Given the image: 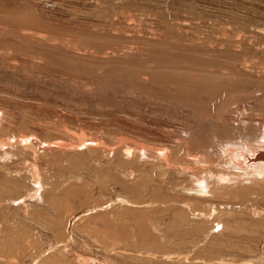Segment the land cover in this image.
<instances>
[{
  "label": "rangeland",
  "instance_id": "rangeland-1",
  "mask_svg": "<svg viewBox=\"0 0 264 264\" xmlns=\"http://www.w3.org/2000/svg\"><path fill=\"white\" fill-rule=\"evenodd\" d=\"M263 134L264 0H0V264H264V184H197Z\"/></svg>",
  "mask_w": 264,
  "mask_h": 264
},
{
  "label": "bare ground",
  "instance_id": "bare-ground-1",
  "mask_svg": "<svg viewBox=\"0 0 264 264\" xmlns=\"http://www.w3.org/2000/svg\"><path fill=\"white\" fill-rule=\"evenodd\" d=\"M222 132H225V129L224 128H222ZM264 135V134H263ZM260 136H258V138H259ZM263 138H264V136H262ZM242 138V137H241ZM247 139V138H246ZM260 139V138H259ZM259 139H258V141H259ZM248 140H252L251 138L250 139H248ZM255 140V139H254ZM254 140H252V141H249L251 144L253 143L254 144ZM256 141V140H255ZM258 141H257V143H258ZM263 141V140H262ZM261 141V142H262ZM236 142V141H235ZM243 142H247V141H245V139H243ZM261 142H259L260 144H261ZM256 143V142H255ZM248 144V148H249V146H250V144L249 143H247ZM246 143H245V145H247ZM220 145H222V144H220ZM243 145H244V143H243ZM242 145V142H241V144L239 145V143H238V145H236V143H234V141H228L227 142V144H224L223 143V145L222 146H220V148H219V150L218 151H221V155H223V157H221L220 156V158H218V160H217V156L215 157L216 159H212V160H210V162H209V165H208V168H209V170H208V174L205 176V177H203V178H199V179H197V184L199 185V187L201 188L200 190H199V192H204V193H209L208 191L210 190L208 187H207V181L208 180H213V179H215L217 182L216 183H221V184H224V181L223 180H225L226 178L229 180V182H231V181H235V180H237V181H235V182H233L234 183V185H235V183L236 182H238L240 185L239 186H242V188L241 189H243V187L245 186V184H255V185H257V184H264V144H262V145H260V146H256V145H254V146H256V147H253L252 149H250V151H249V149L247 148V147H245V146H243ZM219 147V146H218ZM217 147V148H218ZM252 147V146H251ZM250 147V148H251ZM217 148H214L215 150L217 149ZM241 148V149H240ZM247 150H246V149ZM234 149V150H233ZM236 149V150H235ZM237 149H239V150H237ZM214 151V150H213ZM218 151H216V152H214V153H217ZM231 153V155H228V153ZM208 155V154H207ZM217 155V154H216ZM3 156V155H2ZM20 156V155H19ZM215 156V155H214ZM218 157H219V155H218ZM20 159V158H19ZM12 165H14L13 163H12ZM0 167H2V168H5V172H1V170H0V176H2L3 174H4V176L7 178V179H3V180H8V181H10L11 179H13L14 177L13 176H11L10 177V174H11V168H12V166H10L9 164H6V162L5 163H2L1 161H0ZM14 167V166H13ZM214 168H218V170H220V171H217V173H215L214 171H213V169ZM18 171V170H17ZM207 173V172H206ZM13 177V178H12ZM235 178V180H232V179H234ZM14 179H16V178H14ZM17 181H18V179L17 180H13V182H15V183H17ZM211 182V181H210ZM223 182V183H222ZM228 182V181H227ZM226 182V183H227ZM228 182V183H229ZM233 183H230V184H233ZM210 184V183H209ZM208 184V185H209ZM220 184V185H221ZM198 185H197V187H198ZM226 185H228V184H226ZM238 186V185H237ZM198 187V188H199ZM235 187V186H234ZM246 188V187H245ZM209 189V190H208ZM250 189V188H249ZM190 191H192V189L190 188L189 189ZM257 191V190H256ZM193 192V191H192ZM194 194L196 193V192H193ZM211 193H213L214 194V191L213 192H211ZM197 194V193H196ZM199 194V193H198ZM22 196V195H21ZM204 196H208V195H204ZM22 198H24V197H17V198H15V199H13V201H17V200H19V199H22ZM25 200L24 199H22V202H24ZM22 202H19V203H22ZM220 205H222L221 203H220ZM21 209V208H20ZM261 209V208H260ZM13 212V211H12ZM18 212V211H17ZM25 212V211H24ZM19 213V212H18ZM201 213V216H205V213H203V212H200ZM4 214H6V213H4ZM9 214H12V213H10L9 212ZM15 214V213H14ZM39 214V213H38ZM13 215V214H12ZM17 215V214H16ZM16 215H13V217L14 216H16ZM9 216V215H8ZM18 216H19V214H18ZM16 217V218H19V217ZM11 217V216H10ZM12 217V218H13ZM5 218H6V216H5ZM6 220V219H5ZM12 220V219H11ZM16 220H18V219H16ZM20 220H23V218L22 219H20ZM14 221V220H13ZM3 222V221H2ZM1 222V223H2ZM14 222H16V224L14 223ZM14 222H11L12 224L14 223L15 225L14 226H18L20 223H18V221H14ZM22 222V221H21ZM0 223V224H1ZM21 227L23 226L22 224L20 225ZM219 226V225H218ZM12 227H13V225H12ZM1 228H2V226H1ZM14 228H17V230H19L20 229V227L18 226V227H14ZM14 228H13V231H14ZM19 228V229H18ZM24 229H25V227H23ZM35 228V227H34ZM28 230V229H27ZM27 230L25 231V233L27 232ZM16 231V230H15ZM14 231V232H15ZM20 231V230H19ZM19 231H18V233L17 234H14V235H16L14 238H16L17 236H19L18 234H20V233H22V231L19 233ZM17 232V231H16ZM15 232V233H16ZM1 234V233H0ZM4 234H6V233H4ZM10 235V234H9ZM2 236V235H1ZM6 236V235H5ZM21 236V238H22V236H23V234L22 235H20ZM9 237V236H8ZM24 237H26V236H24ZM38 237V236H37ZM2 238V240L5 242L6 240H5V238H7V236L4 238V237H1ZM0 238V239H1ZM10 238H11V236H10ZM13 239V238H12ZM12 239H11V241H12ZM17 239H19L20 240V238H17ZM9 240V239H8ZM15 240V239H14ZM18 240V241H19ZM13 242V241H12ZM15 242H17V240H15ZM14 242V243H15ZM24 242V243H23ZM23 242L21 241V245H23V244H25L26 245V243H25V241L23 240ZM1 243V242H0ZM10 243V242H9ZM19 243V242H18ZM1 245V244H0ZM17 244H15V246H16ZM25 245L23 246V247H25ZM8 246H9V249H11L10 248V246L11 245H9L8 244ZM14 246V247H15ZM14 247H13V249H14ZM17 247H20V248H22L20 245H18ZM16 247V248H17ZM1 248V247H0ZM20 248H18L19 250H20ZM49 249H50V247H49ZM15 250V249H14ZM22 250V249H21ZM17 252V251H16ZM15 252V253H16ZM19 253V252H18ZM17 253V254H18ZM1 254V253H0ZM1 257H2V255H0ZM38 257H40V256H38ZM1 260H2V258H1ZM40 259H38V261H39ZM38 261H37V259H36V261H34V262H32V264H37L38 263ZM1 262V261H0Z\"/></svg>",
  "mask_w": 264,
  "mask_h": 264
}]
</instances>
